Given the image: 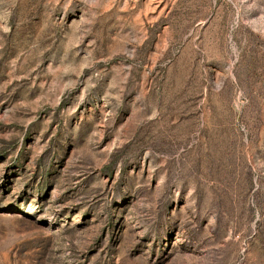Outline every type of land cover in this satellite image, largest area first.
<instances>
[{
    "label": "rangeland",
    "instance_id": "374dc122",
    "mask_svg": "<svg viewBox=\"0 0 264 264\" xmlns=\"http://www.w3.org/2000/svg\"><path fill=\"white\" fill-rule=\"evenodd\" d=\"M0 264H264V0H0Z\"/></svg>",
    "mask_w": 264,
    "mask_h": 264
}]
</instances>
